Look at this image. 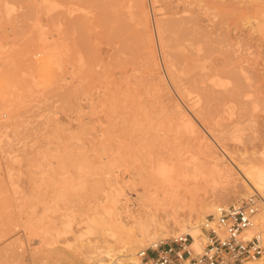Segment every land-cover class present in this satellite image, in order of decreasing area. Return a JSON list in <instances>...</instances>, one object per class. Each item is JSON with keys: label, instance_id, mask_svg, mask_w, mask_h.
<instances>
[{"label": "rangeland", "instance_id": "374dc122", "mask_svg": "<svg viewBox=\"0 0 264 264\" xmlns=\"http://www.w3.org/2000/svg\"><path fill=\"white\" fill-rule=\"evenodd\" d=\"M263 12L264 0H0V264H133L104 231L87 232L107 193L123 213L136 214L146 185L170 177L172 185L163 184L170 205L157 211L162 219L253 195L235 170L215 185L157 170L199 156L192 123L201 125L203 141L236 161L263 151ZM177 25L188 26V35ZM159 190L154 197H162ZM254 195L260 213L264 197ZM66 213L69 230L60 225ZM151 240L131 245V253Z\"/></svg>", "mask_w": 264, "mask_h": 264}, {"label": "bare ground", "instance_id": "6f19581e", "mask_svg": "<svg viewBox=\"0 0 264 264\" xmlns=\"http://www.w3.org/2000/svg\"><path fill=\"white\" fill-rule=\"evenodd\" d=\"M142 3V2H141ZM115 15V14H114ZM113 15V16H114ZM112 16V17H113ZM145 17V16H144ZM141 18V16H140ZM173 18V17H172ZM184 18V17H183ZM196 18V17H195ZM108 19V18H107ZM135 19V18H134ZM186 20V19H185ZM113 21V19H112ZM258 21L261 23V24H264V12L263 13H260L258 14ZM191 22V20H190ZM146 23L148 24V21H147V18H143L142 19V24L144 27H146ZM169 23V22H168ZM172 23V22H171ZM170 23V24H171ZM176 23V22H175ZM178 23V22H177ZM186 23H188V21H186ZM140 24V22H139ZM166 24V23H165ZM164 24V25H165ZM180 24V23H179ZM178 24V25H179ZM177 25V26H178ZM187 25V24H186ZM190 25V24H189ZM192 25V23H191ZM173 24H171L170 27H172L173 29ZM184 26V25H183ZM194 26V25H193ZM166 30H171L169 29L170 27L168 26L167 28L165 26H163ZM180 27V26H178ZM185 28H183V30L185 29L186 31V26H184ZM162 32H163V29L162 27H160ZM159 28V29H160ZM176 28V26H175ZM182 27H180L181 29ZM143 29V28H142ZM188 29V28H187ZM199 29V28H198ZM160 30V31H161ZM174 30V29H173ZM190 30V29H189ZM76 31V30H75ZM142 31V30H141ZM181 33H183L185 36V31H182L179 30ZM200 31V30H199ZM161 32V33H162ZM167 33V31H166ZM179 33V32H178ZM188 31H186V35ZM197 33V32H196ZM164 34V33H163ZM168 34V33H167ZM175 34V33H174ZM193 34V33H192ZM191 34V35H192ZM190 35V36H191ZM198 35H199V32L197 34V37L194 35L192 36L194 41L198 39ZM210 35V34H209ZM183 36L181 37L182 38V43H183ZM174 37V36H173ZM196 37V39H195ZM202 37V36H201ZM164 38V37H163ZM168 38V37H167ZM170 38V37H169ZM177 38V37H175ZM180 38V39H181ZM185 38V37H184ZM217 38V37H216ZM190 39V38H189ZM224 39V38H223ZM145 40V39H144ZM176 40V39H175ZM187 40V39H186ZM185 40V41H186ZM191 40V39H190ZM202 40V39H201ZM221 40V38H220ZM64 41V40H63ZM163 41V40H162ZM168 41V40H166ZM173 41V40H171ZM170 41V42H171ZM203 41V40H202ZM207 41V40H206ZM210 41V40H209ZM208 41V42H209ZM222 41V40H221ZM177 42V41H175ZM188 42V41H187ZM191 42H193L191 40ZM199 42V41H198ZM212 43V41H210ZM216 42V40H214V43ZM219 42V41H217ZM224 42V40H223ZM180 43V42H179ZM190 43V41H189ZM200 43V42H199ZM202 43V42H201ZM205 43V42H204ZM171 44V43H170ZM193 44H195V42H193ZM152 45V44H151ZM150 45V47H152ZM172 45V44H171ZM174 45V44H173ZM177 45V44H176ZM175 45V46H176ZM180 44H178L177 46H179ZM185 45V44H184ZM192 45V44H191ZM205 45V44H204ZM210 45V44H209ZM220 45V44H218ZM181 46V45H180ZM207 46V45H206ZM222 46V45H221ZM225 46V45H224ZM171 47V46H170ZM184 47L187 48V45H185ZM211 46H209L210 48ZM215 48V45L212 46ZM223 47V46H222ZM221 47V48H222ZM226 47V46H225ZM68 48V47H67ZM173 48V47H172ZM177 48V47H176ZM189 48V47H188ZM209 48H206V49H209ZM217 48V47H216ZM193 49V48H192ZM202 49V48H201ZM200 49V50H201ZM225 49V48H224ZM177 50V49H176ZM210 51V54H211V50H213L214 52V49L211 48L209 49ZM216 51H218L217 49H215ZM227 50V49H226ZM204 51V50H203ZM206 51V50H205ZM203 54H209L208 53V50L207 52H205ZM230 51V49L228 50ZM70 52V51H69ZM188 52V51H187ZM192 52V51H191ZM133 52H131L132 54ZM197 53V52H196ZM173 54V53H171ZM175 54V53H174ZM173 54V55H174ZM193 54V53H192ZM201 55V53H199ZM198 54V55H199ZM205 54V55H206ZM177 55V54H176ZM174 55V58L175 56ZM196 55V54H195ZM170 56V55H169ZM194 56V54H193ZM203 56V55H202ZM242 56V55H241ZM67 57V56H66ZM90 57V56H89ZM166 57V56H164ZM181 57V56H180ZM195 57V56H194ZM230 57V56H229ZM240 57V56H239ZM134 58V57H133ZM173 58V57H171ZM173 58V59H174ZM231 58V57H230ZM135 59V58H134ZM195 59V58H194ZM223 59V58H222ZM232 59V58H231ZM197 60V59H196ZM200 60V58H199ZM207 60V59H206ZM230 60V59H229ZM233 60V59H232ZM170 62V60H168ZM175 61V59H174ZM177 61V60H176ZM227 61V60H226ZM155 62V61H154ZM165 62V61H164ZM172 62V60H171ZM180 62V61H179ZM244 62V61H243ZM242 62V63H243ZM132 63V62H130ZM136 63V62H134ZM224 63V62H223ZM129 64V63H128ZM133 64V63H132ZM148 64V63H147ZM176 64V63H175ZM217 64V63H216ZM227 64V62H226ZM154 65V64H153ZM174 65V64H173ZM147 66V65H146ZM156 66V65H155ZM236 66V65H235ZM234 66V67H235ZM243 66V65H242ZM175 67V66H174ZM178 67V66H177ZM134 68V67H133ZM147 68V67H146ZM176 68V67H175ZM224 68V67H223ZM230 68V67H229ZM245 68V66H244ZM68 69V68H67ZM71 69V68H69ZM136 69V68H135ZM152 69V68H151ZM237 69V68H236ZM243 69V67H242ZM246 69V68H245ZM244 69V70H245ZM133 70V69H132ZM177 70V69H176ZM230 69H228V72H229ZM239 70V69H238ZM87 71V70H86ZM92 71V70H91ZM209 71V70H208ZM215 71V70H213ZM232 71V69H231ZM246 71V70H245ZM216 72V71H215ZM221 72V71H220ZM223 72V71H222ZM227 72V71H226ZM227 72V73H228ZM239 72V71H238ZM243 72V71H242ZM132 73V71H131ZM203 73V72H202ZM202 73H195V76L197 74H202ZM211 73V72H210ZM226 73V74H227ZM244 73V72H243ZM224 74V73H223ZM191 75V74H190ZM204 75V74H203ZM230 75V73H229ZM237 75V74H235ZM146 76V75H145ZM174 76V75H173ZM193 76L195 79L198 80V77L200 78V76H197L195 77ZM238 76V75H237ZM136 77V76H135ZM178 75L176 74L174 79L177 78L178 79ZM181 77V76H180ZM190 77V76H189ZM192 77V75H191ZM191 77H190V80L187 82L185 80V78H181V79H184L185 82H187L188 84H190L189 82H194L197 81L195 80L193 77V79L195 81H191ZM215 78V75L213 76ZM217 77V76H216ZM229 77V76H228ZM146 78V77H144ZM149 78V77H148ZM249 78V77H248ZM188 79V78H187ZM202 79V78H201ZM57 80V79H56ZM122 80V79H121ZM141 80V79H140ZM147 80V79H145ZM218 81H220L219 79H217ZM215 80V81H217ZM233 80V78H232ZM240 80V78H239ZM250 80V79H249ZM182 81V82H184ZM217 81V82H218ZM124 82V81H123ZM126 82V81H125ZM161 82V81H159ZM166 82V81H165ZM174 82V81H173ZM179 82V81H178ZM184 82V84H185ZM204 82V81H203ZM213 82V78H212V81L211 83ZM177 83V82H176ZM202 83V82H201ZM200 83V84H201ZM219 83V82H218ZM238 83V82H237ZM246 83V82H245ZM65 84V83H64ZM98 84V82H97ZM119 84V83H118ZM125 84V83H123ZM167 84V83H166ZM216 84V82L214 83ZM220 84V83H219ZM250 84V83H249ZM80 85V84H79ZM100 84H98L99 86ZM192 85H195L196 86V83L195 84H192ZM198 85V84H197ZM212 85V84H210ZM235 85V84H234ZM52 86V85H51ZM101 86V85H100ZM106 86V85H105ZM119 86V85H118ZM170 86V85H169ZM175 86V84H174ZM195 86H193L195 88ZM203 86H206V85H203ZM201 86V87H203ZM208 86V84H207ZM214 86V85H213ZM236 86V85H235ZM242 86V85H240ZM248 86V85H247ZM69 87V86H67ZM66 87V88H67ZM179 87V86H178ZM183 87V85H182ZM186 87V86H185ZM184 87V88H185ZM200 88V86L198 85L196 87L197 88ZM210 87V86H208ZM212 87V86H211ZM127 88V87H125ZM180 88V87H179ZM204 88V87H203ZM146 89V88H145ZM164 89V88H163ZM195 89V90H196ZM205 89V88H204ZM211 89V88H209ZM165 90V89H164ZM183 90V89H182ZM181 90V91H182ZM193 90V88L191 89ZM191 90H189V88L187 87L186 88V92L185 94H187V97H189L190 93H191ZM198 90V89H197ZM215 90V89H214ZM217 90V89H216ZM215 90V91H216ZM66 91V90H65ZM120 91V90H119ZM181 91H180V94H181ZM212 91V90H211ZM214 91V92H215ZM251 91V90H249ZM59 92V91H58ZM145 92H147V90H145ZM193 92V91H192ZM197 92V91H195ZM200 92V90H199ZM197 92V93H199ZM221 92V91H220ZM116 93V92H115ZM179 93V92H178ZM211 92H209L208 96H213V98H215V94L213 93V95L210 94ZM222 93V92H221ZM233 93V92H232ZM61 94V93H60ZM59 94V95H60ZM67 94V93H66ZM174 94V93H173ZM200 94V93H199ZM202 95L205 94V96L207 95V93L204 91V92H201ZM237 93H235L236 95ZM62 95V94H61ZM195 95V94H194ZM215 95V96H214ZM227 95V94H226ZM234 95V96H235ZM253 95V94H252ZM251 95V96H252ZM87 96V95H86ZM85 96V97H86ZM90 96V95H89ZM238 96V95H237ZM62 97V96H61ZM186 97V98H187ZM200 97V96H199ZM64 98V97H63ZM97 98V97H96ZM129 98V97H128ZM157 98V97H156ZM184 98V97H183ZM223 98V97H222ZM221 98V99H222ZM61 99V98H60ZM164 99V98H163ZM199 99V98H198ZM204 99V98H203ZM205 99H207V96L205 97ZM209 99V97H208ZM217 99V97H216ZM219 97L217 100H221ZM188 100V99H187ZM234 100V98H233ZM145 101V100H144ZM164 101V100H163ZM190 101V100H189ZM192 101V99H191ZM215 101V100H214ZM249 101V100H248ZM187 102V101H186ZM258 102V101H257ZM216 103V102H215ZM60 104V103H59ZM68 105V103H66ZM78 104V103H77ZM112 104V103H111ZM132 104V103H131ZM177 104V103H176ZM243 104V103H242ZM247 104V102H246ZM149 105V104H147ZM215 105V104H214ZM100 106V105H99ZM169 106V105H168ZM175 106V105H174ZM173 106V108H174ZM209 106V105H208ZM93 108V107H92ZM102 108V107H101ZM179 108V107H178ZM61 109V108H59ZM180 109V108H179ZM212 109V107H211ZM80 111V110H79ZM96 111V110H95ZM207 111V110H206ZM51 112V111H50ZM220 112V111H219ZM151 113V112H150ZM179 113V112H178ZM201 113V112H200ZM181 113H179V116L181 118ZM52 115V114H51ZM55 115V114H53ZM170 115V114H169ZM112 116V115H111ZM176 116H177V113H176ZM159 120V119H158ZM112 121V120H111ZM182 121V120H181ZM108 122V121H107ZM204 122V121H203ZM37 123V122H36ZM130 123V122H129ZM185 123V122H184ZM196 124V123H195ZM204 124L206 125V122H204ZM56 125V124H54ZM90 125V124H89ZM197 125V124H196ZM194 125L192 123V127L193 128H196L195 131H194V136L196 137V141L198 142V144L200 145V153H199V156L197 157H184L182 159L179 160V162H177V166H173V165H170L169 167L166 166L165 169L163 168H157L159 171V173L161 175L169 172L170 174L176 176V178H180V179H191V182L194 183V185H196L197 183V180L199 179H202L206 185L209 181H211L212 184H216V183H226L228 182L229 178L234 174V170L236 172V174H240V176L243 178V182L245 184V189L248 191L247 193H252L253 192V195L254 194H258L259 196H263L264 197V149L263 151L259 152L258 153V157H254V158H250L247 162H239V161H236L231 153L225 149V148H218L216 145H212V143H208L207 141H203V139L205 138L198 130L199 127L197 125ZM35 126V125H34ZM40 126V124H39ZM38 126V127H39ZM191 126V125H190ZM201 126V125H199ZM223 126V125H222ZM113 127V126H112ZM151 127V126H150ZM166 127V126H165ZM85 128V127H84ZM91 128V127H90ZM232 128V127H231ZM221 129V128H220ZM223 129V128H222ZM222 129L220 130V132L222 131ZM225 129V128H224ZM56 130V129H55ZM79 130V129H78ZM191 130V129H190ZM218 130V129H217ZM73 132V131H72ZM32 134V133H31ZM204 134V133H203ZM207 134V132H206ZM54 135V134H52ZM100 135V134H99ZM223 135V134H221ZM43 136V135H42ZM64 136H66L64 134ZM68 137V136H67ZM209 137L211 136H208V139ZM220 136H218L219 138ZM223 137V136H222ZM225 137V136H224ZM212 139V138H211ZM222 139V138H221ZM242 139V137H241ZM217 140V139H216ZM219 140V139H218ZM137 141V140H136ZM58 142V141H57ZM212 142V141H211ZM247 142V140H246ZM249 142V141H248ZM119 143V142H118ZM214 143V142H213ZM79 144V143H78ZM216 144V142H215ZM191 145V144H190ZM111 146V144H110ZM63 147V146H62ZM189 148V147H188ZM131 149V148H130ZM129 149V150H130ZM186 149V148H185ZM190 153V152H189ZM46 155V154H45ZM123 158V157H122ZM103 159V158H102ZM124 163V162H123ZM120 165V164H119ZM50 169V168H49ZM146 169V168H145ZM110 171V170H109ZM114 171V170H112ZM106 173V172H104ZM115 173V172H114ZM94 174V173H93ZM112 174V173H110ZM168 174V173H167ZM166 174V175H167ZM114 175V174H113ZM117 176V174H116ZM114 177V176H113ZM112 177V178H113ZM77 178V177H76ZM116 179V177L114 178ZM153 181V180H152ZM184 181V180H183ZM232 181V180H231ZM79 182V181H78ZM120 182V181H119ZM141 182V181H140ZM160 183V182H159ZM164 183H166V185H172V179H170V177H168L167 179H165L163 182H161V186H159L158 184H156L157 186L154 187L153 183H150L149 185L147 184L146 188H144L143 186H145V184L142 186L145 190H146V195L145 197L141 198L143 199V204H140V208L137 207V210L136 209V214L133 213V212H130V213H123V211H121V207L114 201H110L109 198H107V195L104 196V198L95 205L96 208H99L100 209V213L97 214L96 216L92 217H88V224L86 225L87 226V232L88 233H93L95 230H98V231H104V235L105 237H107V239L109 241H112V242H116L118 244H120L121 248L123 251H127L129 252L128 255L131 257V260L133 261V264H149V263H146V262H141L137 256L133 255L131 253V245H136L141 243L142 241H144L145 239L148 241V239H152L150 243H154V242H157L159 240V237L160 236H166L170 233H173V234H176V233H187V234H190L193 238V242H192V248L196 251V252H199L200 250V246H201V241H202V232H201V228H200V225H201V222L202 220L204 219V217H206L207 215H216L218 214L219 210L221 209L220 205L219 206H210L209 210L208 211H205V212H200V211H196V213L193 214H188V216H185L184 217H180L179 215H173V216H166L164 219L162 218H159L158 214H157V211L158 213L160 214L159 210H163L168 204H169V198L171 195H169L170 193L167 192V189L164 188ZM175 182H173V185H174ZM220 184V185H221ZM228 184V183H227ZM165 185V186H166ZM240 185V184H239ZM238 185V186H239ZM107 187V186H106ZM163 187V188H162ZM195 187V186H194ZM159 188L161 190H159ZM97 189V188H96ZM143 189V190H144ZM157 190H159V192L161 191L162 192V197L159 198V197H154V196H158V192ZM229 190V188H228ZM232 191V190H231ZM109 192V190H108ZM228 192V191H227ZM137 193V192H135ZM99 194V193H97ZM114 194V193H113ZM138 194V193H137ZM136 195V194H135ZM169 195V196H168ZM176 195V194H175ZM227 195V194H226ZM138 196V195H137ZM98 197V196H97ZM101 197V196H100ZM141 197V196H139ZM138 197V198H139ZM95 198V197H94ZM102 198V197H101ZM154 198H157L156 199V203H153L154 202ZM221 198V197H220ZM42 199V198H41ZM173 199V198H172ZM86 200V199H85ZM169 200V201H168ZM264 200V199H263ZM38 201V200H37ZM221 201V200H220ZM179 202V201H178ZM140 203V202H138ZM77 204V203H76ZM173 205V203H171ZM39 205V204H38ZM170 205V204H169ZM175 205V204H174ZM177 205V203H176ZM209 205V204H208ZM130 206V205H129ZM134 206V205H133ZM179 206V205H178ZM177 206V207H178ZM93 207V206H92ZM208 207V206H207ZM176 209V207H174ZM198 208V207H197ZM67 209V208H66ZM131 209V208H130ZM170 209V208H169ZM174 209V210H175ZM206 209V208H205ZM93 210V209H92ZM199 210V209H198ZM55 211V210H54ZM126 211V210H125ZM176 211V210H175ZM165 212V211H164ZM86 213V212H85ZM94 213V212H93ZM162 213V212H161ZM177 214V212H174ZM187 213H190V212H187ZM193 213V212H192ZM196 214V215H195ZM68 216L70 215H67L64 214V220L61 222L60 225H62V228H64L65 230L68 229L70 227V220H68ZM62 218V217H61ZM72 217H70L71 219ZM255 221H256V225L257 224H260V226L262 227V231H264V202L262 204V212L260 213H257L254 217V226L252 227V230L249 232V235H252L253 233H258V234H261V232L255 230V228L257 227L255 225ZM258 221V223H257ZM60 223V222H59ZM22 224V223H21ZM55 226V225H54ZM58 227V226H57ZM47 229V228H46ZM60 229V228H59ZM69 230V229H68ZM59 231V230H58ZM63 231V230H62ZM56 232V231H55ZM60 234V231L59 232H56V236H58ZM87 233V234H88ZM96 233H99L96 231ZM65 234V233H64ZM62 235V234H60ZM66 235V234H65ZM248 235V236H249ZM44 237L45 239V236L47 237V232H44L43 235H41ZM262 236V234H261ZM93 237V236H92ZM42 238V237H41ZM263 238V237H262ZM50 239V238H49ZM52 239V238H51ZM264 239V238H263ZM43 240V239H42ZM107 240V241H108ZM45 241V240H43ZM48 241V240H47ZM146 242V241H145ZM45 243V242H44ZM115 243V244H116ZM134 245V247H135ZM100 249V248H99ZM107 250H105L106 252ZM100 252V251H99ZM106 255L107 257H110L112 254H111V251H107L106 252ZM105 255V256H106ZM134 258V259H133ZM62 263V262H61ZM98 264H101L99 263V260L98 262H96ZM103 264V263H102Z\"/></svg>", "mask_w": 264, "mask_h": 264}, {"label": "built area", "instance_id": "2783aa9c", "mask_svg": "<svg viewBox=\"0 0 264 264\" xmlns=\"http://www.w3.org/2000/svg\"><path fill=\"white\" fill-rule=\"evenodd\" d=\"M257 211L258 200L251 195L204 217L199 252L191 246L192 236L181 233L148 244L136 256L149 264H264V239L257 232L249 235Z\"/></svg>", "mask_w": 264, "mask_h": 264}]
</instances>
